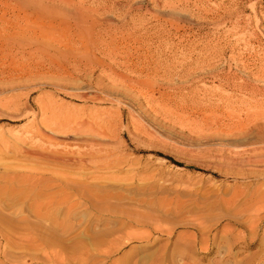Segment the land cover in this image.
Returning <instances> with one entry per match:
<instances>
[{
	"label": "rangeland",
	"instance_id": "1",
	"mask_svg": "<svg viewBox=\"0 0 264 264\" xmlns=\"http://www.w3.org/2000/svg\"><path fill=\"white\" fill-rule=\"evenodd\" d=\"M0 264H264V0H0Z\"/></svg>",
	"mask_w": 264,
	"mask_h": 264
},
{
	"label": "bare ground",
	"instance_id": "2",
	"mask_svg": "<svg viewBox=\"0 0 264 264\" xmlns=\"http://www.w3.org/2000/svg\"><path fill=\"white\" fill-rule=\"evenodd\" d=\"M90 9V8H89ZM106 9V8H105ZM75 10V9H74ZM81 10V9H80ZM94 12V11H93ZM75 14V13H74ZM93 15V14H92ZM95 18V17H94ZM97 18V17H96ZM88 19V18H87ZM84 20V19H83ZM99 20V19H98ZM80 24V23H79ZM108 24H110V23H108ZM116 27V26H115ZM61 40V39H60ZM73 44V43H72ZM68 46V45H67ZM99 49V48H98ZM68 60V59H67ZM258 89V88H257ZM254 91V90H253ZM35 133V132H34ZM56 133V132H55ZM38 134V133H37ZM40 136V135H39ZM43 136L44 137H46V138H48V139H46V140H53L54 138H53V136H51V135H48V134H46V133H44L43 132ZM43 137V138H44ZM43 140H45V139H43ZM97 141V140H96ZM53 142V141H52ZM98 142V141H97ZM97 142H91V141H88V140H86V142H84L86 145H90V146H94V145H98V143ZM57 143V142H56ZM260 148V147H259ZM258 149V148H257ZM261 150V149H260ZM255 151H256V149H255ZM35 152V151H34ZM61 153V152H60ZM60 153H58V151H54V152H52L51 151V153H49V151L48 150H46V151H44L43 149L42 150H40V151H36V154H38L39 155V157H42L43 159H51V160H60V159H63V157L62 156H60V157H58V155H60ZM33 154V153H32ZM35 154V153H34ZM35 154V155H36ZM259 154V153H258ZM62 155V154H61ZM257 155V154H256ZM258 156V155H257ZM260 156V155H259ZM259 158V157H258ZM257 159V158H256ZM260 159V158H259ZM258 160V159H257Z\"/></svg>",
	"mask_w": 264,
	"mask_h": 264
}]
</instances>
